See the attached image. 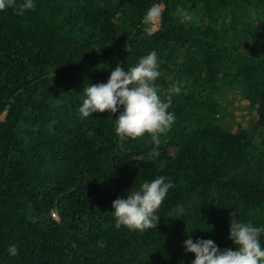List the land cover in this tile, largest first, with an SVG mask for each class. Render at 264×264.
<instances>
[{
	"label": "trees",
	"instance_id": "16d2710c",
	"mask_svg": "<svg viewBox=\"0 0 264 264\" xmlns=\"http://www.w3.org/2000/svg\"><path fill=\"white\" fill-rule=\"evenodd\" d=\"M34 3L0 11V264H191L185 234L224 250L233 212L264 224V0H163L153 34L152 0ZM152 50L161 99L182 86L156 157L147 134L119 140L116 114L77 111L87 84ZM239 104L248 124L234 127ZM159 175L174 187L155 228L116 229L112 201Z\"/></svg>",
	"mask_w": 264,
	"mask_h": 264
},
{
	"label": "clouds",
	"instance_id": "9594fccd",
	"mask_svg": "<svg viewBox=\"0 0 264 264\" xmlns=\"http://www.w3.org/2000/svg\"><path fill=\"white\" fill-rule=\"evenodd\" d=\"M34 7V0H0V11L11 8L19 16ZM163 9V0H152L141 19L146 32L159 24ZM175 15L181 23L190 24L194 21L193 13L186 9L177 8ZM160 75L155 50L140 56L135 65L126 70L117 62L106 83L87 84L83 88L77 109L80 118H89L92 113L105 111L116 114L113 129L119 140H134L147 134L153 145L150 155L158 156L161 137L175 120V114L168 111L172 97L182 91L181 84L172 85L165 90V99L162 100L155 84ZM173 187L167 177L159 175L139 183L138 187L130 188L123 198L117 197L111 203L109 215L114 222L113 226L129 231L155 228L159 219L157 210ZM230 216L227 239L232 248L219 250L210 239L197 238L193 241L190 234L194 231L185 234L189 238L183 241L182 248L185 254L194 257L191 264H264V244L261 241L264 237V224L242 220L234 212ZM6 251L9 256H15L16 245H10Z\"/></svg>",
	"mask_w": 264,
	"mask_h": 264
},
{
	"label": "rangeland",
	"instance_id": "374dc122",
	"mask_svg": "<svg viewBox=\"0 0 264 264\" xmlns=\"http://www.w3.org/2000/svg\"><path fill=\"white\" fill-rule=\"evenodd\" d=\"M160 23V22H159ZM159 24L152 27L149 34H153L158 30ZM250 109H245L241 104L234 105L233 108H228L229 116L225 118V121L232 126L236 127L238 124L245 126L248 124V112ZM225 122V123H226Z\"/></svg>",
	"mask_w": 264,
	"mask_h": 264
},
{
	"label": "built area",
	"instance_id": "2783aa9c",
	"mask_svg": "<svg viewBox=\"0 0 264 264\" xmlns=\"http://www.w3.org/2000/svg\"><path fill=\"white\" fill-rule=\"evenodd\" d=\"M147 33H148V32H147ZM148 34H149V33H148ZM50 216H51V218L54 219V220H57V219H58V216H57V213H56L55 210H52V211L50 212Z\"/></svg>",
	"mask_w": 264,
	"mask_h": 264
}]
</instances>
